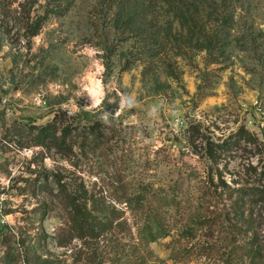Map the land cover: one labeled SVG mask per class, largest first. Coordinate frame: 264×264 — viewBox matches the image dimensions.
I'll use <instances>...</instances> for the list:
<instances>
[{
    "label": "rangeland",
    "instance_id": "obj_1",
    "mask_svg": "<svg viewBox=\"0 0 264 264\" xmlns=\"http://www.w3.org/2000/svg\"><path fill=\"white\" fill-rule=\"evenodd\" d=\"M262 121L264 0H0V264H264Z\"/></svg>",
    "mask_w": 264,
    "mask_h": 264
},
{
    "label": "trees",
    "instance_id": "obj_2",
    "mask_svg": "<svg viewBox=\"0 0 264 264\" xmlns=\"http://www.w3.org/2000/svg\"><path fill=\"white\" fill-rule=\"evenodd\" d=\"M180 10H183L181 8ZM38 132L36 134L38 143L42 145L43 148L47 150L55 149L58 153L66 154L68 151H72L74 146V136H73V126L66 125L59 120V116L55 115L54 119L47 123L46 125L40 126L38 128ZM96 130H93L91 134L96 138ZM245 131H241V134L244 135ZM246 133V132H245ZM247 134V133H246ZM91 135L87 137V139L90 138ZM93 138V139H94ZM243 139H245L246 142H250L249 136H243ZM205 142V149L206 152H208L209 158L213 161H217V157L219 154L225 152V150L228 147L229 142H217L209 137L204 138ZM55 176V175H54ZM56 183L61 185L63 187L62 180L56 179ZM65 191L62 190L61 194L63 197H65ZM154 198L156 200H161L166 202L165 205L170 204L171 206H174V198H170L169 194L160 191L158 193H155ZM169 206V205H168ZM69 207L71 209V212L69 213V218L71 225L76 227L77 230H79L82 233L86 234H95L99 231H104L112 228L113 223L110 221H102L98 218H96L92 213L89 211H83L80 207V204L76 200H72L69 202ZM84 212L86 215H81L80 213ZM150 211V209H148ZM153 213L149 217V223L144 228L149 229V233L152 237H154L153 240H155L156 235L154 234V229L156 227L162 228V224H158L156 221L159 219H162V210H160L158 207L153 208Z\"/></svg>",
    "mask_w": 264,
    "mask_h": 264
},
{
    "label": "built area",
    "instance_id": "obj_3",
    "mask_svg": "<svg viewBox=\"0 0 264 264\" xmlns=\"http://www.w3.org/2000/svg\"><path fill=\"white\" fill-rule=\"evenodd\" d=\"M262 129L264 130V121L261 122Z\"/></svg>",
    "mask_w": 264,
    "mask_h": 264
},
{
    "label": "clouds",
    "instance_id": "obj_4",
    "mask_svg": "<svg viewBox=\"0 0 264 264\" xmlns=\"http://www.w3.org/2000/svg\"><path fill=\"white\" fill-rule=\"evenodd\" d=\"M89 54H92V52L90 51V53Z\"/></svg>",
    "mask_w": 264,
    "mask_h": 264
}]
</instances>
